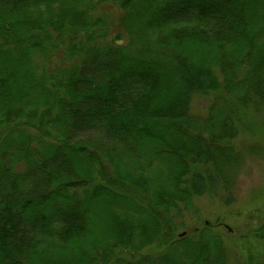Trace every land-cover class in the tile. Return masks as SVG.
I'll use <instances>...</instances> for the list:
<instances>
[{"label": "trees", "instance_id": "16d2710c", "mask_svg": "<svg viewBox=\"0 0 264 264\" xmlns=\"http://www.w3.org/2000/svg\"><path fill=\"white\" fill-rule=\"evenodd\" d=\"M97 2L113 38L94 0H0V264H224L175 220L264 104V0Z\"/></svg>", "mask_w": 264, "mask_h": 264}, {"label": "rangeland", "instance_id": "374dc122", "mask_svg": "<svg viewBox=\"0 0 264 264\" xmlns=\"http://www.w3.org/2000/svg\"><path fill=\"white\" fill-rule=\"evenodd\" d=\"M94 2L93 16L106 22L109 36L113 38L121 31L115 21L120 13L117 5ZM213 96L195 95L191 101L192 112L206 116ZM230 100L228 96L227 101ZM220 105L227 110L231 108L227 102H220ZM231 121L226 126L236 131L231 142L238 158L227 163H211L208 158L195 165L194 170L217 175L213 189L216 193L196 196L175 221L180 223L178 228L183 226L180 232L184 230L189 234L208 222L222 243L224 264H264V242L250 234L264 221V104L248 108L239 121L236 118ZM203 136L207 138L206 131ZM15 169L21 170L22 166L18 164ZM226 182L228 186L224 185ZM121 253V257L127 256Z\"/></svg>", "mask_w": 264, "mask_h": 264}]
</instances>
